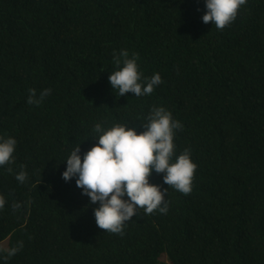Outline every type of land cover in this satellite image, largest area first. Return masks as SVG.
<instances>
[{"label": "trees", "instance_id": "obj_1", "mask_svg": "<svg viewBox=\"0 0 264 264\" xmlns=\"http://www.w3.org/2000/svg\"><path fill=\"white\" fill-rule=\"evenodd\" d=\"M203 14V0H0V136L17 141L0 166V264H264V0L219 30ZM122 49L142 79L159 73L150 95L111 89ZM29 89L51 93L29 105ZM153 107L183 125L192 190L169 186L167 213L141 208L123 235L99 229L63 162L95 123L139 132ZM162 175L149 183L167 189Z\"/></svg>", "mask_w": 264, "mask_h": 264}, {"label": "clouds", "instance_id": "obj_2", "mask_svg": "<svg viewBox=\"0 0 264 264\" xmlns=\"http://www.w3.org/2000/svg\"><path fill=\"white\" fill-rule=\"evenodd\" d=\"M245 3L246 0H203L201 21L223 29L235 20L238 9ZM113 64L114 70L107 79L119 97L125 93L135 97L150 95L162 83L159 73L142 79L135 53L129 57L122 49L118 55L113 54ZM50 93L51 89H44L37 95L35 89H29L26 103L38 106ZM145 119L147 123L140 126L143 130L139 132L126 123H113L111 127L95 123L90 137L95 140L93 146L81 155L79 144L76 145L63 162L65 170L61 178L65 182L74 179L81 195L88 198L90 205H96L92 209L96 226L113 234L123 235L126 222L141 208L144 214L154 210L166 214L165 197L169 186L185 195L192 190L197 166L192 162L189 149L176 155L173 143L176 131L183 125L163 107L151 108ZM16 144L14 138L0 136V166L14 163ZM18 168L15 179L23 184L27 179L25 166L21 164ZM8 171L12 169L9 167ZM153 172L163 174L162 184L167 185V189L149 183ZM4 204L5 199L0 196V208ZM12 207L19 208V204ZM16 251L17 248L12 247L7 255L12 256Z\"/></svg>", "mask_w": 264, "mask_h": 264}]
</instances>
